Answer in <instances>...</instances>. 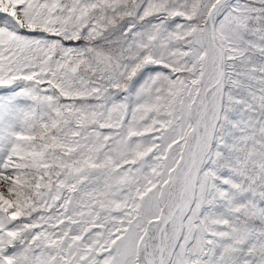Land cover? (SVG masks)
Instances as JSON below:
<instances>
[{"label":"snow or ice","instance_id":"1","mask_svg":"<svg viewBox=\"0 0 264 264\" xmlns=\"http://www.w3.org/2000/svg\"><path fill=\"white\" fill-rule=\"evenodd\" d=\"M0 264H264V0H0Z\"/></svg>","mask_w":264,"mask_h":264}]
</instances>
